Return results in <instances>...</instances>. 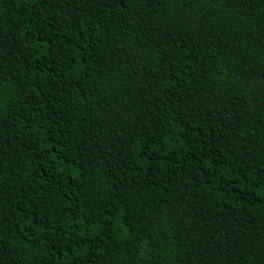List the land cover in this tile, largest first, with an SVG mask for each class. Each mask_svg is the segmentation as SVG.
Returning <instances> with one entry per match:
<instances>
[{
  "label": "trees",
  "instance_id": "trees-1",
  "mask_svg": "<svg viewBox=\"0 0 264 264\" xmlns=\"http://www.w3.org/2000/svg\"><path fill=\"white\" fill-rule=\"evenodd\" d=\"M0 264H264V0H0Z\"/></svg>",
  "mask_w": 264,
  "mask_h": 264
}]
</instances>
